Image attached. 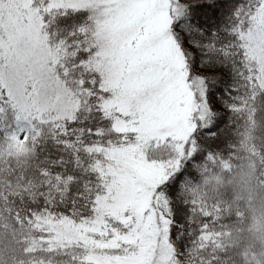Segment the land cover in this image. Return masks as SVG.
I'll return each instance as SVG.
<instances>
[{
	"label": "snow or ice",
	"instance_id": "obj_1",
	"mask_svg": "<svg viewBox=\"0 0 264 264\" xmlns=\"http://www.w3.org/2000/svg\"><path fill=\"white\" fill-rule=\"evenodd\" d=\"M262 97L264 0H0V264H243Z\"/></svg>",
	"mask_w": 264,
	"mask_h": 264
},
{
	"label": "trees",
	"instance_id": "obj_2",
	"mask_svg": "<svg viewBox=\"0 0 264 264\" xmlns=\"http://www.w3.org/2000/svg\"><path fill=\"white\" fill-rule=\"evenodd\" d=\"M257 106L259 112L256 115L254 126L245 122L243 118H235L234 128L227 136L228 143L237 149L238 159L242 161L245 172H247L246 166L251 159L255 157L258 161L261 152H264V97L261 98ZM218 110L223 111L219 107ZM223 151L225 155H228L227 145ZM220 171L218 168L216 171L209 168V177L219 174ZM239 175L240 170L235 166L231 174L225 175V187L222 189L223 199L232 202V209L237 215L244 214L240 220L241 226L235 229V232L241 237L239 249L243 264H259L260 259L264 258V186L241 185ZM3 191L6 189L0 184V192ZM211 203H213L212 200L209 201V204ZM0 205H2L0 215L9 210L15 211V207L8 204L6 200H0ZM16 206H19L18 200ZM3 227L4 224L0 221V228Z\"/></svg>",
	"mask_w": 264,
	"mask_h": 264
},
{
	"label": "rangeland",
	"instance_id": "obj_3",
	"mask_svg": "<svg viewBox=\"0 0 264 264\" xmlns=\"http://www.w3.org/2000/svg\"><path fill=\"white\" fill-rule=\"evenodd\" d=\"M158 258H161V257H159V254H158Z\"/></svg>",
	"mask_w": 264,
	"mask_h": 264
}]
</instances>
